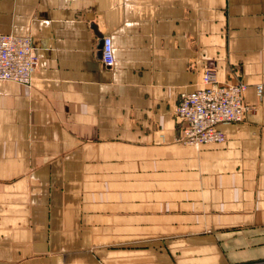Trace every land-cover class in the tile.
I'll return each mask as SVG.
<instances>
[{
    "label": "crops",
    "instance_id": "obj_1",
    "mask_svg": "<svg viewBox=\"0 0 264 264\" xmlns=\"http://www.w3.org/2000/svg\"><path fill=\"white\" fill-rule=\"evenodd\" d=\"M0 34L39 57L0 83V264H264V0H0ZM208 65L254 108L197 149Z\"/></svg>",
    "mask_w": 264,
    "mask_h": 264
},
{
    "label": "built area",
    "instance_id": "obj_2",
    "mask_svg": "<svg viewBox=\"0 0 264 264\" xmlns=\"http://www.w3.org/2000/svg\"><path fill=\"white\" fill-rule=\"evenodd\" d=\"M102 61L105 66L115 64L113 39L103 40ZM39 65V57L29 35L0 34V83L14 81L31 85L33 74ZM248 85L241 81L222 82L216 69L208 65L203 72L202 86L181 94L175 115L183 121L180 140L199 149L202 145L224 143L226 133L223 123L243 121L253 111L246 103ZM259 94L264 85L256 86Z\"/></svg>",
    "mask_w": 264,
    "mask_h": 264
}]
</instances>
